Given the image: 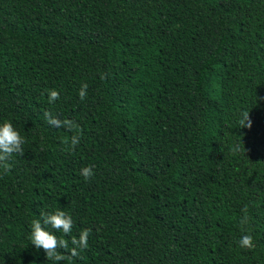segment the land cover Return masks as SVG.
Listing matches in <instances>:
<instances>
[{"label": "trees", "instance_id": "trees-1", "mask_svg": "<svg viewBox=\"0 0 264 264\" xmlns=\"http://www.w3.org/2000/svg\"><path fill=\"white\" fill-rule=\"evenodd\" d=\"M4 120L0 264H54L28 236L56 209L92 229L59 264H264V0H0Z\"/></svg>", "mask_w": 264, "mask_h": 264}, {"label": "clouds", "instance_id": "clouds-1", "mask_svg": "<svg viewBox=\"0 0 264 264\" xmlns=\"http://www.w3.org/2000/svg\"><path fill=\"white\" fill-rule=\"evenodd\" d=\"M87 83H82L78 89V95L81 100L87 97ZM47 98L49 103H54L60 98V93L56 89H48ZM44 95V93H41ZM43 116L48 122L49 126L55 128H65L69 131L75 132L70 140H64L63 143L67 145L69 150H74L77 145L81 143L82 129L76 131L79 125L70 118L61 119L59 115H53L50 111L45 110ZM242 126L251 127V120L249 114H244V120L241 121ZM25 138L22 137L19 131L13 126L10 120L0 122V168L3 169L4 174L10 171L9 160L13 154L22 156L24 154L23 144ZM85 181L90 180L94 171L91 166H85L80 169L79 173ZM246 212V209H242ZM249 223V218L244 215L240 219V225L243 234L237 241L241 249L251 250L255 247L254 238L250 232L243 228L244 225ZM48 228L61 232L65 236H70V243L72 247L69 249V240L58 238L54 232L49 231ZM73 229L72 216L62 209L54 211H41L40 219L32 220L30 223L29 241L37 249H43L46 254V259L53 261L54 264H59L60 261L66 259V256L61 254L58 249H64L69 253L70 257H79L81 249L88 248V238L92 232L91 228H82L78 234L71 235Z\"/></svg>", "mask_w": 264, "mask_h": 264}]
</instances>
